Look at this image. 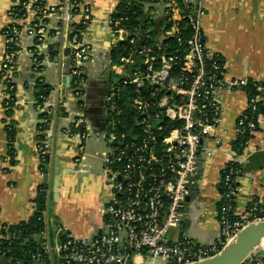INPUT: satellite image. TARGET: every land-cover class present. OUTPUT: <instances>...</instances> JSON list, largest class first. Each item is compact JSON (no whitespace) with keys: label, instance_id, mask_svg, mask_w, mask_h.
<instances>
[{"label":"built area","instance_id":"built-area-1","mask_svg":"<svg viewBox=\"0 0 264 264\" xmlns=\"http://www.w3.org/2000/svg\"><path fill=\"white\" fill-rule=\"evenodd\" d=\"M188 1L193 3L189 22L194 33L185 53L161 56L157 60L151 48L144 46L136 53L141 62L135 64L125 80H120V75L125 73L127 63L132 62L131 57L122 58V63L114 65L117 80L111 86L106 111L104 166L110 198L103 230L92 240H76L68 235L60 242L59 236L66 230L49 218L47 209L45 230L37 238L36 264H137V255L145 258L148 264H156L160 259L165 264H189L218 254L243 228L264 221V199L252 200L242 211L237 209L238 187L230 182L236 170L230 163L223 167L220 179L225 191L221 194L222 207L216 214L221 228L218 242L199 245L181 230L189 211L188 198L198 189L196 174L200 169L202 148L218 134L222 117L219 91L226 86L231 90H243L250 80L257 88L254 96H247V108L236 123L237 139L240 135H249L244 146L264 120V86L261 84L264 81L226 82L221 55L206 46L202 27L203 0H185ZM12 3V21L4 29L6 45L2 62V78L7 89H13L12 76L22 52L23 35L33 39V61L38 71L42 62L39 50L51 17L56 18L61 29L69 28L71 53L78 66L90 60V49L83 43L82 34L92 22V13L84 0H58L56 4H49L47 0H12ZM162 6L172 11L169 20L183 18L174 8V0L163 2ZM17 7L21 16L15 18L13 10ZM110 27L119 41L126 38L127 31L118 21L111 19ZM178 30L174 24L166 35L172 36ZM74 74L80 76V70ZM81 80L75 82L78 95ZM118 82L131 86L135 93L132 106L139 133H132L130 138L127 134L108 131L117 125L110 116L116 109L113 101ZM10 101L8 93L6 103ZM82 123L79 119L75 126ZM80 137L84 139L86 134ZM39 151L42 158L46 154L45 146H40ZM245 157L242 150L236 154L235 162L240 165ZM9 227L0 224V241L18 238ZM255 263L263 264V259L253 253L244 264ZM1 264L19 263L9 259Z\"/></svg>","mask_w":264,"mask_h":264},{"label":"crops","instance_id":"crops-1","mask_svg":"<svg viewBox=\"0 0 264 264\" xmlns=\"http://www.w3.org/2000/svg\"><path fill=\"white\" fill-rule=\"evenodd\" d=\"M84 1L92 13V22L82 34L83 43L90 49V60L78 66L71 53L69 28L61 29L56 18L51 17L39 50L42 62L37 71L33 39L23 35L22 52L12 76V115L7 117L5 104L9 92L2 78V62L6 45L4 29L12 21L13 3L0 0V224L28 221L34 213L38 188L44 186L50 195L49 218L60 223L76 240H92L104 227L110 198L104 166L107 99L117 80L110 50L119 41L110 27L119 0ZM47 2L56 4L58 0ZM203 7L206 46L221 55L226 82L264 81V0H203ZM156 12L161 15L162 9L157 8ZM108 67L109 78L105 77ZM76 70H80L82 77L79 95L76 84L73 85ZM39 82L46 89L41 102L37 98ZM219 97L222 117L218 134L202 148L196 174L198 189L190 196L188 215L181 228L185 236L204 246L220 239L216 214L221 200L222 169L236 161V123L248 105L243 90L226 86L219 91ZM44 114L50 118L46 119ZM79 119L83 123L76 127ZM10 124L15 128L14 155L10 154ZM82 133L86 134L84 139L80 137ZM40 146H45L48 155L44 172ZM243 153L245 161L240 164L236 179L235 202L239 211L254 199H264V120L251 135ZM256 257L264 259V251ZM135 261L148 264L140 255ZM156 264L165 262L160 259Z\"/></svg>","mask_w":264,"mask_h":264},{"label":"trees","instance_id":"trees-1","mask_svg":"<svg viewBox=\"0 0 264 264\" xmlns=\"http://www.w3.org/2000/svg\"><path fill=\"white\" fill-rule=\"evenodd\" d=\"M168 0H119L117 6L112 13L111 19L115 22L118 21L120 27L125 28L127 36L124 40L118 41V43L110 50V60L112 65L122 63V58L131 57L133 54L138 53L144 46L151 48V53L157 60L161 59V56H168L172 54L181 55L187 50V42L191 39L194 30L192 29L189 18L191 17L192 2L185 0H174L175 7L178 12L183 16L179 21L169 20L171 16V10L162 6V3H166ZM157 8L162 9V14L158 15ZM166 10H169L168 14ZM21 11L17 7L13 10V17H20ZM177 24L178 32L172 36H167L166 32L172 25ZM80 76H75L73 85L75 82L80 81ZM40 81V79H39ZM264 86V82L261 83ZM11 86V85H10ZM13 86V84H12ZM75 86V85H74ZM116 97L113 101L115 105V111L111 114L110 120L117 122L116 128H109V132L113 130L117 135L127 134L128 138L132 133H139L136 127L135 110L132 106L133 99L135 97L134 89L131 86H125L122 82H118L116 87ZM248 97H252L257 93V88L254 87L252 80L243 87ZM11 101L5 104L7 117L12 115L13 97L14 91L9 90ZM46 94V89L39 82V91L37 98L39 102L42 101V97ZM5 103V102H4ZM120 111L117 115L116 112ZM46 119L50 117L44 114ZM8 129V137L10 141V154L14 155L13 143L15 140V128L13 124H10ZM249 135L246 133L240 135L234 142V149L241 153L245 147V142ZM40 138H42L40 136ZM48 155L45 154L41 159V170L45 171V164L47 162ZM236 172L231 176L232 185L238 187L237 177L241 170V165L237 162H232ZM224 183L219 184L220 194L224 193ZM50 195L48 190L44 186L38 188V193L35 199L36 210L28 221L18 223L16 225H10L11 232H16L18 238L9 240L8 242L0 241V264L5 263L7 260L17 261L19 264H36L34 260L35 254L39 249L38 236L45 230L44 212L48 209V202ZM218 210L222 207V201L218 203ZM53 234V233H52ZM69 233L66 231L59 236V241L62 242L67 239Z\"/></svg>","mask_w":264,"mask_h":264},{"label":"water","instance_id":"water-1","mask_svg":"<svg viewBox=\"0 0 264 264\" xmlns=\"http://www.w3.org/2000/svg\"><path fill=\"white\" fill-rule=\"evenodd\" d=\"M131 60L132 62L127 63L125 73L120 75V80H125L132 73L135 64L141 62V57L135 53ZM110 75L111 68L108 67L105 77L109 78ZM46 181L47 176L44 177V182ZM259 247H264V221L243 228L218 254L189 264H244Z\"/></svg>","mask_w":264,"mask_h":264},{"label":"rangeland","instance_id":"rangeland-1","mask_svg":"<svg viewBox=\"0 0 264 264\" xmlns=\"http://www.w3.org/2000/svg\"><path fill=\"white\" fill-rule=\"evenodd\" d=\"M260 251H264V247H259L257 248V250L255 251V253L257 254L258 252L260 253ZM255 254V255H256ZM263 264H264V259H263Z\"/></svg>","mask_w":264,"mask_h":264}]
</instances>
